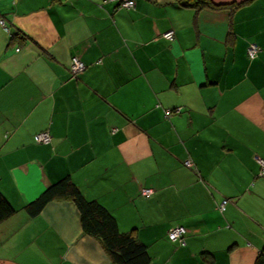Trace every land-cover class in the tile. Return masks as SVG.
I'll list each match as a JSON object with an SVG mask.
<instances>
[{
	"label": "crops",
	"instance_id": "crops-1",
	"mask_svg": "<svg viewBox=\"0 0 264 264\" xmlns=\"http://www.w3.org/2000/svg\"><path fill=\"white\" fill-rule=\"evenodd\" d=\"M210 1L225 7L0 0V193L15 210L0 223V264H113L70 201L26 213L65 177L134 232L148 264H255L264 0ZM71 58L85 66L75 76ZM175 227L182 242L167 237Z\"/></svg>",
	"mask_w": 264,
	"mask_h": 264
},
{
	"label": "trees",
	"instance_id": "trees-1",
	"mask_svg": "<svg viewBox=\"0 0 264 264\" xmlns=\"http://www.w3.org/2000/svg\"><path fill=\"white\" fill-rule=\"evenodd\" d=\"M191 1L180 4L195 9L225 7L215 6L210 0ZM54 200H68L75 206L82 232L101 242L113 264L149 263L146 247L137 240L134 232L120 233L113 216L96 201L86 200L68 177L46 187L36 199L25 206V211L30 217H35L47 203ZM14 213V208L0 193V223L12 217ZM255 264H264V244L257 254Z\"/></svg>",
	"mask_w": 264,
	"mask_h": 264
},
{
	"label": "built area",
	"instance_id": "built-area-1",
	"mask_svg": "<svg viewBox=\"0 0 264 264\" xmlns=\"http://www.w3.org/2000/svg\"><path fill=\"white\" fill-rule=\"evenodd\" d=\"M118 3V6L124 9H131L134 7V0H115ZM2 23V22H0ZM173 37V32L168 31L165 34H163V38L167 40H171ZM259 49L256 44L250 43L246 50L247 57L252 60L256 57ZM85 66L77 59V58H71L69 62V71L72 76H75L78 73H81L84 70ZM179 109H176L175 112L177 113ZM171 112L167 111L166 115H170ZM35 141L40 144H48L50 142V137L47 132H40L36 134ZM257 163L259 166L258 176L261 178H264V160L257 159ZM186 166H188V162L184 163ZM151 194L150 190L143 189L141 191V195L143 197H148ZM226 204V201H222L219 205V210L222 211L224 209V205ZM183 233L184 230L181 227H175L168 231L167 237L171 242H182L183 241Z\"/></svg>",
	"mask_w": 264,
	"mask_h": 264
},
{
	"label": "rangeland",
	"instance_id": "rangeland-1",
	"mask_svg": "<svg viewBox=\"0 0 264 264\" xmlns=\"http://www.w3.org/2000/svg\"><path fill=\"white\" fill-rule=\"evenodd\" d=\"M259 177V176H258ZM261 178V177H260Z\"/></svg>",
	"mask_w": 264,
	"mask_h": 264
}]
</instances>
